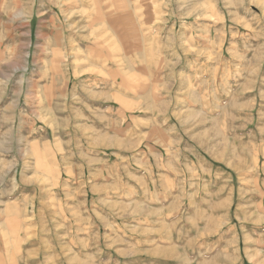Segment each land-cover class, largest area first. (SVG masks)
Segmentation results:
<instances>
[{
    "label": "rangeland",
    "instance_id": "rangeland-1",
    "mask_svg": "<svg viewBox=\"0 0 264 264\" xmlns=\"http://www.w3.org/2000/svg\"><path fill=\"white\" fill-rule=\"evenodd\" d=\"M0 264H264V0H0Z\"/></svg>",
    "mask_w": 264,
    "mask_h": 264
},
{
    "label": "bare ground",
    "instance_id": "bare-ground-1",
    "mask_svg": "<svg viewBox=\"0 0 264 264\" xmlns=\"http://www.w3.org/2000/svg\"><path fill=\"white\" fill-rule=\"evenodd\" d=\"M95 1V0H94ZM21 2H23V1H21ZM23 4V3H22ZM82 4V3H81ZM59 11V10H58Z\"/></svg>",
    "mask_w": 264,
    "mask_h": 264
}]
</instances>
